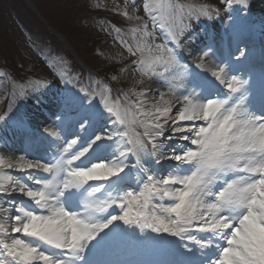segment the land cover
<instances>
[{
  "label": "snow or ice",
  "instance_id": "snow-or-ice-1",
  "mask_svg": "<svg viewBox=\"0 0 264 264\" xmlns=\"http://www.w3.org/2000/svg\"><path fill=\"white\" fill-rule=\"evenodd\" d=\"M221 2L228 9L248 6L247 0ZM143 8L175 48L181 46L185 19L194 12L209 16L206 7L185 13L184 6L172 0H145ZM150 36L145 26L141 41ZM175 48L142 43L127 51L145 57L147 49L146 58L139 61L140 75L165 77L178 63ZM224 74L223 67L211 72L228 95L197 97L188 92L178 98L179 107L163 99V93L147 106L143 91L131 93L135 103L128 94L115 101L105 95L103 109L120 129L115 135L85 126V137L68 142L50 160L0 159V196L11 195L10 187L12 192L18 188L16 194L28 202L27 207L13 206L11 224L6 216L0 219V236L11 233L7 241L0 239V264H76L80 253L118 223L196 245L203 257L199 264H264V109L257 112L246 105L244 82ZM48 135L59 139L55 133ZM174 137L192 146L177 143L174 154H161L177 167L161 176L140 164L141 178L135 180L139 187L127 190L126 159L135 156L138 162L150 156L161 164L157 141ZM108 141L130 148L117 149L116 158L106 163L93 162ZM7 169L27 172L31 186L6 175ZM110 209L119 211L113 214ZM105 213L107 218L97 219Z\"/></svg>",
  "mask_w": 264,
  "mask_h": 264
},
{
  "label": "rangeland",
  "instance_id": "rangeland-1",
  "mask_svg": "<svg viewBox=\"0 0 264 264\" xmlns=\"http://www.w3.org/2000/svg\"><path fill=\"white\" fill-rule=\"evenodd\" d=\"M144 2L0 0V117L22 110L34 89L50 86L61 88L63 93L67 87H77V91H86L92 98L99 97L102 108L105 95L115 101L128 94L131 101L134 85L128 82L127 73L132 72L141 83L151 82L154 76H141L137 70L140 59L146 58L147 49L142 57L140 53L131 55L127 48L135 50L142 43L159 44L153 28L156 21L145 13ZM172 2L182 4L185 13L192 8L206 7L210 19L215 14L229 11L221 0ZM239 6L242 7L233 5L231 9ZM195 18L203 23L209 19L194 12L193 18L183 21L187 28L182 35ZM145 26L152 36L141 41ZM53 29L64 33L63 39L72 46L83 64L107 77L113 87L100 83L98 76L88 75L63 47L62 41L51 33ZM105 88L110 91L105 93Z\"/></svg>",
  "mask_w": 264,
  "mask_h": 264
},
{
  "label": "bare ground",
  "instance_id": "bare-ground-1",
  "mask_svg": "<svg viewBox=\"0 0 264 264\" xmlns=\"http://www.w3.org/2000/svg\"><path fill=\"white\" fill-rule=\"evenodd\" d=\"M249 3H250V9H248V11L245 9V7L239 8L235 11V14H237L238 16L236 15V18L233 21H235L236 19H242L243 17H245L247 19V21L251 22V25H250L251 28L249 29L248 32L257 41L258 40L262 41V40H264V0H250ZM224 25H222V26L214 25L216 28L215 29L216 31L205 30L202 26L200 27L199 25H193L190 32H188L187 35H185L182 38V41H183V39H185V41L183 42V44L180 47H178V54L183 53L187 58H189L194 63L196 61L195 57L200 55L199 51H202V49H200V45L202 44L201 41L202 40L209 41L214 46V42H215L214 40L217 39L216 36L218 35L216 32H217V30L223 31V29L221 27H223ZM236 25H237V22H233L229 25H225L224 29L228 30L229 28H232ZM222 33H224V31ZM200 61L203 63V59ZM203 65H204V67H207L208 74L210 75L209 76L207 74V76L210 77L212 79V81L218 83V81H216L215 78L211 76V72L220 68V65L218 63H209V64L203 63ZM126 76H127L128 82H130L134 85L133 89H131L132 92L143 91V92L147 93L146 96L142 97V99L145 101L146 106L155 104L157 102V100L161 98L159 94L163 93L164 94L162 97L163 99L168 100V101L172 102L173 104H175L176 107H179L177 100H178V98H182V96L177 94L176 92H173V91L166 89L167 88V86H166L167 80L165 81V79L162 78V79H158L157 81L152 80L151 82L149 81V82L141 83L132 74V72L131 73L128 72ZM225 78H228V77L225 75ZM84 101H88V99H84ZM32 102H33V98L30 99V104L27 105V107L25 109L28 112L29 116L28 115H26V116L20 115L23 117L22 120H23L25 126H31L33 128H36L38 126L39 127H45L47 124L43 123L42 118H44V117L48 118V116L46 115V110L47 111H48V109L53 110L52 109L53 102L51 100H47V99L44 100V103L46 105L45 106V109H46L45 112L41 111L38 108L37 104H33ZM131 102H133V103L136 102L135 96H133V99L131 100ZM54 103L55 104H54L53 108H57L58 101H56ZM173 111H175V108L173 109ZM98 113H99V114H97L98 120L100 123L104 122L103 128L106 130V133L114 135V133H116L118 130H120L119 127L116 128V126H114L112 124V119H110V117H108L107 115H102L100 112H98ZM197 125H202V122H197ZM186 126H193L194 127L195 125L188 124ZM39 127H38V130L40 129ZM135 130L142 133V129L137 128ZM165 130H166V134H167V132H168L167 126H166ZM45 132H46L44 135L45 138L54 141V138L52 136L48 135V131L45 130ZM40 133H41L40 131H37V134H40ZM65 133H66V135L70 134V132H68V131H65ZM61 134L62 133L60 132V135ZM122 143H124V142L117 143V141H116V144L121 145V147H122ZM157 143L159 145V150L157 151V156L160 157L161 159H163L161 154H164V155L174 154V153H171L172 150L169 149L170 147L174 148V146H173L174 144H176L175 146H177V143L185 144L184 142L177 141V139L175 137L171 141L162 138V140H158ZM125 144L126 143H124V145ZM113 147L114 148L112 149V153H113L112 157L116 158V155L118 154L116 150L119 148H117L114 145V142H113ZM129 148H130V146L125 145L123 150L126 151V150H129ZM149 148H150V146H149ZM0 159H5V160L15 162L18 158H15V157L9 155L8 152L0 146ZM155 159H156V157H150V156H141V158L138 162H137V158L135 156H129L126 159V163L131 166V168L129 169V173L131 174L130 176H131V181L133 182L134 189L139 187V185H137L135 183V180H139L141 178V174L138 172V168H139L140 164H143L145 169L156 171V172H158V174L161 172V170H163L164 168H166L170 165V163L164 159H163V162L161 165H156L154 163ZM16 172H19V171H16L14 169L5 170L6 175L14 176V174H16V175H18V178H19L20 175L17 174ZM19 173H21V172H19ZM25 173H27V172H25ZM39 173L44 174L41 172H39ZM33 174L35 176L36 172H33ZM25 184L28 186H31V182H30V184H28V183H25ZM17 190H19V189L17 188L16 191ZM9 192H11L12 194L0 196V202L5 203V205L3 207L0 204V219H2L5 216L8 217V215H6V214L14 212L12 210L13 207H10L11 204L14 206V205L19 204V202H21L23 200L26 203H28L23 196L17 195L16 192H12L11 187L9 188ZM100 195H103V194H100ZM5 206H6V208L7 207H10V208H8V210H5L6 209V208L4 209ZM83 210L84 209L81 208V211H83ZM117 211H119V210H117ZM99 216L102 217L103 214H100ZM98 220H100V219H98ZM8 223L11 224V222L9 220H8ZM107 231L108 230H106V232ZM105 233H101V237ZM197 234L199 235V233H197ZM194 235H196V233H194ZM200 235H202V234H200ZM10 237H11V233H9V237L0 236V239H4L5 241H7ZM101 237H98L96 241L99 242ZM173 238L174 239H173V242L171 243V247H173V248L179 247L180 249H183V250L186 249V245H185L184 241H181L175 237H173ZM194 251L196 252V254H193ZM189 252L192 253L193 257L198 258L197 259L198 261L203 259V257L201 255H199V253L201 252L200 249L192 250ZM0 259H4L2 253H0Z\"/></svg>",
  "mask_w": 264,
  "mask_h": 264
}]
</instances>
